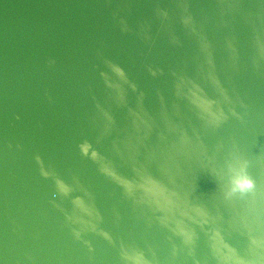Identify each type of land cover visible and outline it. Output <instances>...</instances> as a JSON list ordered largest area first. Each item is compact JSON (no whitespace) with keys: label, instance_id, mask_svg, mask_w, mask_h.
Returning <instances> with one entry per match:
<instances>
[{"label":"water","instance_id":"95a60500","mask_svg":"<svg viewBox=\"0 0 264 264\" xmlns=\"http://www.w3.org/2000/svg\"><path fill=\"white\" fill-rule=\"evenodd\" d=\"M0 264H264V0H0Z\"/></svg>","mask_w":264,"mask_h":264},{"label":"clouds","instance_id":"9594fccd","mask_svg":"<svg viewBox=\"0 0 264 264\" xmlns=\"http://www.w3.org/2000/svg\"><path fill=\"white\" fill-rule=\"evenodd\" d=\"M118 71V70H117ZM85 153H87L88 148L85 147ZM233 191L246 192L253 188V182L245 175L238 174L233 180ZM129 191H132V186H129Z\"/></svg>","mask_w":264,"mask_h":264}]
</instances>
